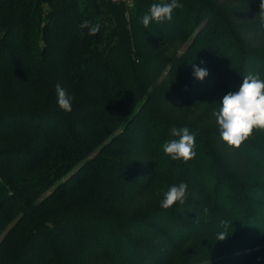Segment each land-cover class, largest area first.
Instances as JSON below:
<instances>
[{
    "label": "trees",
    "instance_id": "trees-1",
    "mask_svg": "<svg viewBox=\"0 0 264 264\" xmlns=\"http://www.w3.org/2000/svg\"><path fill=\"white\" fill-rule=\"evenodd\" d=\"M165 2L0 0V264H264V137L230 148L214 115L264 80L261 0H178L145 29ZM185 127L187 163L162 149Z\"/></svg>",
    "mask_w": 264,
    "mask_h": 264
},
{
    "label": "clouds",
    "instance_id": "clouds-1",
    "mask_svg": "<svg viewBox=\"0 0 264 264\" xmlns=\"http://www.w3.org/2000/svg\"><path fill=\"white\" fill-rule=\"evenodd\" d=\"M182 7L178 0H170L165 3H153L148 12L141 17L145 29L151 22L162 24L166 20H172L174 9ZM259 15L264 19V0L259 5ZM81 29H88V35L95 36L100 31L99 23H92L87 20L79 25ZM194 77L203 81L208 72L204 68L194 66ZM57 103L64 112L72 111V97L59 83L55 88ZM220 108L214 113L219 126L220 139L230 148H240L242 143L251 138L256 131H264V80L259 74H249L243 77L242 84L238 91L228 92L219 103ZM171 135L178 139H171L162 145L165 155L174 160L182 159L185 163L193 159L195 153V136L189 133L187 127L183 129L172 128ZM188 192L187 183L181 182L172 185L164 194L161 207L169 209L177 203L185 202ZM206 211V210H205ZM226 229L227 221H221ZM229 235L225 231L217 234V241L225 240Z\"/></svg>",
    "mask_w": 264,
    "mask_h": 264
},
{
    "label": "rangeland",
    "instance_id": "rangeland-1",
    "mask_svg": "<svg viewBox=\"0 0 264 264\" xmlns=\"http://www.w3.org/2000/svg\"><path fill=\"white\" fill-rule=\"evenodd\" d=\"M186 45H187V44H184L183 49L186 47ZM183 49H182V50H183ZM182 50H181V51H182ZM255 134H257L258 136H261V138L264 137V131H256V132H254L253 135H255ZM172 185H174V184H173V183H167V184H165V189H164V191H163V195L167 192V190H168ZM176 185H178V184H176Z\"/></svg>",
    "mask_w": 264,
    "mask_h": 264
}]
</instances>
